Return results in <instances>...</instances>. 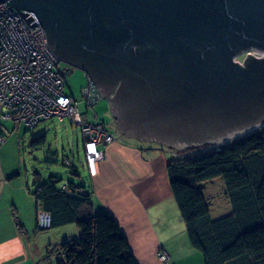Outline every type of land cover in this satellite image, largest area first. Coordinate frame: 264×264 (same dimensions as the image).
Returning a JSON list of instances; mask_svg holds the SVG:
<instances>
[{
    "label": "water",
    "instance_id": "1",
    "mask_svg": "<svg viewBox=\"0 0 264 264\" xmlns=\"http://www.w3.org/2000/svg\"><path fill=\"white\" fill-rule=\"evenodd\" d=\"M110 100L118 132L177 154L264 127V0H0ZM248 54V53H247ZM55 264H65L54 256Z\"/></svg>",
    "mask_w": 264,
    "mask_h": 264
},
{
    "label": "trees",
    "instance_id": "2",
    "mask_svg": "<svg viewBox=\"0 0 264 264\" xmlns=\"http://www.w3.org/2000/svg\"><path fill=\"white\" fill-rule=\"evenodd\" d=\"M44 143L42 135L29 146ZM33 175L31 195L36 208L50 215L48 230L75 224L80 231L78 240L48 246V255L62 256L65 264H138L115 218L93 211L90 190L72 182L59 187L56 177L43 181L37 171ZM167 175L189 244L204 264H264V127L203 157L170 160ZM216 179L224 183L230 211L214 219L204 183Z\"/></svg>",
    "mask_w": 264,
    "mask_h": 264
},
{
    "label": "crops",
    "instance_id": "3",
    "mask_svg": "<svg viewBox=\"0 0 264 264\" xmlns=\"http://www.w3.org/2000/svg\"><path fill=\"white\" fill-rule=\"evenodd\" d=\"M3 121L0 119V264H42L32 190L28 179L16 178L21 171L14 165L16 159L10 161L12 151L6 147ZM113 123L115 141L103 148V160L96 175L90 177L93 211L108 212L115 218L138 264H204L202 255L189 244L169 185L167 163L178 161L175 156L181 154L125 137L114 119ZM62 238L56 237L53 244L50 238L44 247L56 245ZM161 253L165 260L160 259Z\"/></svg>",
    "mask_w": 264,
    "mask_h": 264
},
{
    "label": "built area",
    "instance_id": "4",
    "mask_svg": "<svg viewBox=\"0 0 264 264\" xmlns=\"http://www.w3.org/2000/svg\"><path fill=\"white\" fill-rule=\"evenodd\" d=\"M5 4L0 3V119L33 129L45 120L68 118L80 127L84 166L90 177L95 176L104 157L103 148L115 141L114 135L97 121L96 115L93 121H87L79 111V100L64 91L66 71L48 47L36 15L26 12L35 21L28 26L18 12ZM86 78L87 85L80 95L85 107L91 108L101 96L91 79ZM63 163L71 165L67 159ZM50 223V215L37 207L36 227L48 230ZM159 257L166 259L164 253Z\"/></svg>",
    "mask_w": 264,
    "mask_h": 264
},
{
    "label": "rangeland",
    "instance_id": "5",
    "mask_svg": "<svg viewBox=\"0 0 264 264\" xmlns=\"http://www.w3.org/2000/svg\"><path fill=\"white\" fill-rule=\"evenodd\" d=\"M244 54L236 57L240 63L243 61ZM66 63H61L64 67ZM70 76H66L64 91L72 95L75 99L79 100V111L85 114L87 121H93V116H97V121L105 124L110 133H115L113 117L110 114L108 101L100 98L91 108H86L81 98L80 92L83 87L87 85L86 74L78 68L72 67ZM247 133H241L239 136L231 138L226 142L227 145L238 141L255 130ZM3 130L5 140L7 141L6 147L11 152V162L13 158L16 159L15 167L20 168V176L16 178L28 179L29 189L33 191L35 185L33 184V172L37 171L43 181H48L52 177L59 180L58 186H65L67 183L72 182L74 185H79L84 191H89L91 186L90 176L88 175L84 166V154L82 148V136L80 127L72 124L68 118L58 120L53 118L39 123L35 128L29 129L20 122H13L9 120L3 121ZM45 135V143L41 147L33 148L29 146V142ZM222 144L210 146L207 145L201 150L185 152L181 155L175 156L178 161L193 160L197 157H203L214 151V148L221 147ZM168 155V154H167ZM69 160L73 166L63 164V160ZM174 159V158H173ZM176 160V159H174ZM76 174V175H75ZM204 189L208 195L210 213L212 218H218L226 215L230 211V205L224 194V183L222 179H216L211 182L204 183ZM34 202V201H33ZM40 245V252L43 256L42 264H55L54 256L47 253L48 247H44L48 239H52V244L55 238L63 237L64 240H78L80 231L75 224H69L57 229H50L47 231L36 232ZM33 234L31 235L32 238ZM58 241V240H57ZM61 241V242H62ZM60 243V242H59ZM53 246V245H51ZM48 256V257H47Z\"/></svg>",
    "mask_w": 264,
    "mask_h": 264
},
{
    "label": "flooded vegetation",
    "instance_id": "6",
    "mask_svg": "<svg viewBox=\"0 0 264 264\" xmlns=\"http://www.w3.org/2000/svg\"><path fill=\"white\" fill-rule=\"evenodd\" d=\"M258 52H261V51H258V50H250L248 54H245V56H248L249 58L251 57V58H254V59H255V58H256V59L264 58V56H263V57H258V56L260 55ZM245 56L243 57V59L246 58ZM235 60H236V58H235ZM98 91H99V90H98ZM99 93H100L101 98L107 100V101H108V104H109L110 100H108V99L103 95V93H101L100 91H99ZM113 117H114V116H113Z\"/></svg>",
    "mask_w": 264,
    "mask_h": 264
}]
</instances>
